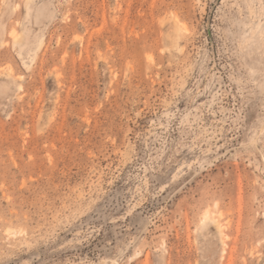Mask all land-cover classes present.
Returning a JSON list of instances; mask_svg holds the SVG:
<instances>
[{
    "label": "rangeland",
    "instance_id": "rangeland-1",
    "mask_svg": "<svg viewBox=\"0 0 264 264\" xmlns=\"http://www.w3.org/2000/svg\"><path fill=\"white\" fill-rule=\"evenodd\" d=\"M0 264H264V0H0Z\"/></svg>",
    "mask_w": 264,
    "mask_h": 264
},
{
    "label": "bare ground",
    "instance_id": "bare-ground-1",
    "mask_svg": "<svg viewBox=\"0 0 264 264\" xmlns=\"http://www.w3.org/2000/svg\"><path fill=\"white\" fill-rule=\"evenodd\" d=\"M30 9V8H29ZM14 34V32L12 33V35ZM14 37V36H13ZM16 37V36H15ZM16 40H17V38H16ZM209 218V217H208ZM205 220V219H204ZM206 220H208V219H206ZM204 222V221H203ZM218 229H219V227H218Z\"/></svg>",
    "mask_w": 264,
    "mask_h": 264
}]
</instances>
